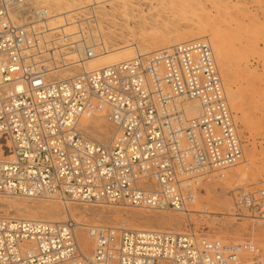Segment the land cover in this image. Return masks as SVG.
Segmentation results:
<instances>
[{
    "label": "built area",
    "instance_id": "2783aa9c",
    "mask_svg": "<svg viewBox=\"0 0 264 264\" xmlns=\"http://www.w3.org/2000/svg\"><path fill=\"white\" fill-rule=\"evenodd\" d=\"M32 1L0 0V195L184 213L200 183L243 160L207 39L86 71L91 45L66 58L77 46L63 27L40 25L49 13ZM100 111L113 127L106 143L80 125ZM230 196L234 217L264 221V175ZM75 228L71 218L0 216V264H264V248L249 241L105 225L87 226V256Z\"/></svg>",
    "mask_w": 264,
    "mask_h": 264
},
{
    "label": "rangeland",
    "instance_id": "374dc122",
    "mask_svg": "<svg viewBox=\"0 0 264 264\" xmlns=\"http://www.w3.org/2000/svg\"><path fill=\"white\" fill-rule=\"evenodd\" d=\"M168 1L114 0L99 3L92 10L89 7L91 0H83V9L53 18L61 20L49 22V27H63V33L71 42L79 38L78 34L83 29L87 37L86 41L79 39L80 43L86 44L85 48L90 43L91 49H95L96 53L132 44L129 51L125 50L126 53L131 52L132 55L128 56L131 58L137 52L143 54L145 49L152 52L158 47L165 48L179 43L172 44V40L182 42L204 38L212 46L215 38L218 39L222 45V55L218 56L213 46L212 49L229 107L238 126L243 160L226 171L224 178L200 183L196 193L197 203L194 205L193 202L191 205H194L195 211L187 220L183 213L177 212L2 195L0 216L45 220L52 219L48 212L51 209L57 217L53 219L61 221L71 218L75 222L80 219L88 225L191 232L198 237L223 242L249 241L264 248V221L251 219L247 215L234 217L230 196V190L238 187L256 189L264 175V0ZM66 6L67 1H62L61 12L66 10ZM47 8L50 14L55 11L54 7ZM90 38L97 40L98 45L94 40L90 42ZM59 43L60 40L55 42L56 45ZM126 53L124 50L112 51L85 64L104 63L113 58L117 62L123 61L121 59L124 58L119 57ZM89 116L93 124L89 127L80 124L81 128L93 139L108 142L112 137L113 127L107 121L105 113L102 116L90 113ZM95 123H99L106 131L102 138H98ZM87 252H92L90 245Z\"/></svg>",
    "mask_w": 264,
    "mask_h": 264
},
{
    "label": "bare ground",
    "instance_id": "6f19581e",
    "mask_svg": "<svg viewBox=\"0 0 264 264\" xmlns=\"http://www.w3.org/2000/svg\"><path fill=\"white\" fill-rule=\"evenodd\" d=\"M62 1H67L68 3V6H66V10L64 12H61V2ZM76 2H73V3H70L69 0H33L32 3L34 6L36 7H42L44 9H46L49 13V9L47 7H54L55 8V11L52 12L51 14L49 13V16L48 18L43 22V23H40V25H44L45 28H47L48 30H50V33L51 31H53V29L59 27V25L55 26V27H49V22H54V21H57V20H61V19H53V18H59L61 17L62 15H67L69 13H73L79 9H83V7H85V5H82V2L83 0H75ZM87 1H90V0H85V2ZM108 1H114V0H91V3L89 7L92 8H95V6H97L99 3H103V2H108ZM115 1H123V0H115ZM165 1V0H164ZM174 0H169L168 2H171ZM166 4V3H165ZM168 4V3H167ZM170 6H171V3H170ZM65 8V7H64ZM171 8V7H170ZM92 13V12H91ZM52 24V23H51ZM61 25V24H60ZM66 25V24H64ZM149 33V32H148ZM76 38H78L76 35H74ZM192 38H197V37H192ZM91 40H94L96 42V44L98 45V42L97 40H95L94 38H90V42ZM48 41H51L50 39ZM174 42H180L179 40H172V44ZM72 43L75 44V46H77L78 50L77 52H75L74 54H70L68 52H63V55L66 56V58H70L72 59L74 62L77 61V59L83 55L86 51L87 48H85L86 44H82L80 43V40L79 38L76 39V40H73ZM90 44V43H87V45ZM59 45H63L61 43H59ZM164 46V45H163ZM212 46H213V49L215 50V53L218 55V56H221L222 55V51H221V46L220 43H219V40L215 38V40L213 41L212 43ZM57 48V46H55ZM129 48H132V44L130 45H126V46H121V47H118V48H115V49H112L110 51H106V52H101V53H96V50L95 49H91L93 51V55L91 58L87 59L85 61V63H87L89 60H93L97 57H100L102 55H105L107 53H111L112 51H120V50H124V52L126 53L125 50L129 51L130 49ZM135 48L137 49V45L135 44ZM161 47H158L156 48L157 49H161ZM129 49V50H128ZM135 49V50H136ZM134 50V49H132ZM60 51V50H59ZM141 51V50H140ZM137 52V51H136ZM138 53V52H137ZM136 53V54H137ZM146 53H149L147 49L144 50V53L143 54H146ZM60 55L56 57V62L58 61L57 58H61V53H59ZM131 52H127L126 54H123L121 55V57H119L120 59L121 58H124L126 59L128 56H131ZM130 59H132L131 57H128ZM128 58L126 60H128ZM220 58V57H219ZM124 59H121L124 61ZM117 59L113 58L111 61H116ZM72 61V62H73ZM111 61H106L104 63H94V64H85V66L83 67L84 70L86 71H91V70H96V69H100L102 67H106V66H109L111 64H114V63H118V62H121V61H116V62H112ZM76 66V65H75ZM79 70V69H76V71ZM228 88V87H227ZM228 101V100H227ZM193 106V110L192 112L195 114L198 113V111H196L199 107V105H197V103H193L191 104ZM195 105L197 107H195ZM105 111H100V112H96L95 115L97 114V116H102L104 115ZM108 121V120H107ZM80 124L83 125L84 127H89L92 123V120L90 119V116L88 117V114H84L82 117H81V120H80ZM97 129V133H98V138H102L103 136L106 135V131L105 129L99 124V123H95L94 125ZM55 200H59V201H63V203L65 202L66 203V200L63 199V198H56V197H53ZM6 201V200H5ZM197 203V200L195 199L194 201V205ZM193 205V206H194ZM193 206L191 207H188V210L186 212H184L183 214L185 215L184 219L187 220L189 219V216L192 212H194L195 210L193 209ZM66 207V206H65ZM65 207H63V209L65 210ZM50 216L52 217V219H45L46 221H50V222H63L61 220H58V219H53V218H57L56 215H54V211L53 210H48ZM204 213H211V212H208V211H202ZM96 213V212H95ZM94 213V214H95ZM67 214H68V211H67ZM99 214V213H98ZM129 215V214H128ZM127 215V216H128ZM140 216V215H139ZM155 216V215H153ZM181 217V216H180ZM12 218V217H11ZM129 218V217H128ZM36 219V218H34ZM158 219V218H156ZM122 224V223H121ZM75 226L77 229L76 230V234H77V237H78V241H79V245L81 246V249L83 250V252L85 253V255H90V253L87 252V248H88V245L91 246V251L93 249V241L90 237V235H88V233L86 232V228L87 226H89L87 223L83 222L82 220H76L75 222Z\"/></svg>",
    "mask_w": 264,
    "mask_h": 264
}]
</instances>
